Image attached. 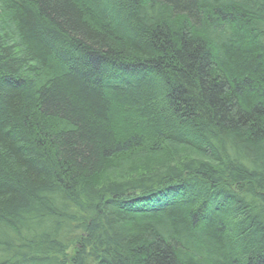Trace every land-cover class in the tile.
<instances>
[{"label": "trees", "instance_id": "1", "mask_svg": "<svg viewBox=\"0 0 264 264\" xmlns=\"http://www.w3.org/2000/svg\"><path fill=\"white\" fill-rule=\"evenodd\" d=\"M0 6V264H264V0Z\"/></svg>", "mask_w": 264, "mask_h": 264}, {"label": "rangeland", "instance_id": "2", "mask_svg": "<svg viewBox=\"0 0 264 264\" xmlns=\"http://www.w3.org/2000/svg\"><path fill=\"white\" fill-rule=\"evenodd\" d=\"M0 8L2 9L1 6H0ZM0 16H1V14H0ZM182 151H184V150H182ZM149 153L150 152L148 150L147 151L146 150H140L139 152H136L135 154H133V156L125 157V158H121V159L116 160L112 164L113 168H111L112 171L110 172V177L120 179V177H123L122 173L127 175L128 173L138 172L140 170V168H145V169L148 168L149 169V167H151V166L146 165V163H145L146 161H148V159H153L152 156H148ZM183 153L184 152H181V154H183Z\"/></svg>", "mask_w": 264, "mask_h": 264}]
</instances>
